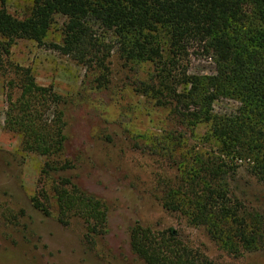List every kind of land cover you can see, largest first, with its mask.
Here are the masks:
<instances>
[{"label": "trees", "instance_id": "1", "mask_svg": "<svg viewBox=\"0 0 264 264\" xmlns=\"http://www.w3.org/2000/svg\"><path fill=\"white\" fill-rule=\"evenodd\" d=\"M7 1L0 0V47L6 53L19 40L43 45L55 18L62 17V44L50 47L76 63L100 69L116 51L126 64L152 66L158 85H144L145 94L157 102L165 100L183 130L205 125L217 153L187 159L184 173L164 185L162 208L192 227L204 228L231 255L264 247V215L246 210L230 188L237 163L247 165L248 174L264 188V0H30L23 20L7 12ZM192 44L213 63L214 75H188L185 65ZM20 75L22 94L9 107L7 130L21 135L28 152L62 153L63 126L53 133L35 104L38 93L45 98L41 94L47 90L35 86L29 71L21 70ZM220 100L237 103L236 112L214 114L212 107ZM180 144L177 133L166 132L135 146L168 157ZM52 194L60 224L83 216L94 222L87 238L106 236L107 213L101 200L70 180L56 183ZM100 227L105 231L98 234ZM129 247L145 264H209L181 247L172 231L159 236L135 225L129 231Z\"/></svg>", "mask_w": 264, "mask_h": 264}, {"label": "rangeland", "instance_id": "2", "mask_svg": "<svg viewBox=\"0 0 264 264\" xmlns=\"http://www.w3.org/2000/svg\"><path fill=\"white\" fill-rule=\"evenodd\" d=\"M29 7L30 0L6 4L7 12L19 20L28 16ZM64 22L55 18L43 45L19 40L7 53L0 47V264H145L129 247L135 225L159 236L172 231L181 247L209 264H264V247L231 255L204 228L190 226L161 206L164 185L184 173L187 159L195 154L217 157L207 127L183 130L165 100L145 94L144 85H158L152 66L126 64L113 51L100 69L87 68L52 49L50 45L62 44ZM185 67L192 76L215 74L196 44L189 46ZM21 70L29 71L36 87L47 90L41 94L45 98L38 93L35 103L42 123L55 134L63 126L64 150L58 155L26 151L21 135L6 128L9 107L22 94ZM52 94L60 101L55 103ZM237 107L220 100L212 109L230 116ZM166 132L177 133L181 140L173 156L135 146ZM235 165L233 196L246 210L264 215V188L248 174L247 165ZM66 180L102 201L106 236L87 238L94 222L83 216L72 217L67 225L58 222L52 187ZM103 231L100 227L97 233Z\"/></svg>", "mask_w": 264, "mask_h": 264}]
</instances>
